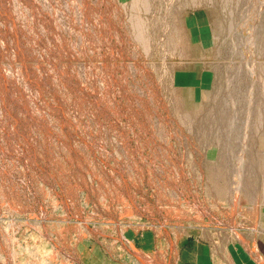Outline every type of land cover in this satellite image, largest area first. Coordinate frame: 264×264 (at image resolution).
I'll list each match as a JSON object with an SVG mask.
<instances>
[{
    "label": "rangeland",
    "instance_id": "374dc122",
    "mask_svg": "<svg viewBox=\"0 0 264 264\" xmlns=\"http://www.w3.org/2000/svg\"><path fill=\"white\" fill-rule=\"evenodd\" d=\"M144 1L0 0V264H180L187 235L243 241L261 223L264 194L251 205L234 188L264 123L256 64L243 60L264 0H234L211 58L221 81L200 117L227 121L213 165L208 121L183 118L204 61L167 44L165 55L155 20L166 12Z\"/></svg>",
    "mask_w": 264,
    "mask_h": 264
},
{
    "label": "bare ground",
    "instance_id": "6f19581e",
    "mask_svg": "<svg viewBox=\"0 0 264 264\" xmlns=\"http://www.w3.org/2000/svg\"><path fill=\"white\" fill-rule=\"evenodd\" d=\"M146 2H145V4H146ZM233 2H234V0H153L152 3H151L153 9H155L154 10L155 13H156V11H157V13H160L162 11H165L166 12V14H164L163 16L161 14L158 16L159 19H162V22L161 21H158V20H155L156 18H155V15L153 14L154 15V18H155L154 20L157 23V26L159 27V25H161L162 35L163 36H169L168 38H165V39L162 38V39L159 40L161 42V44L163 45L162 46V48H164L163 51L164 50H167L166 44L168 45V47L169 46L170 47H172V46H178L177 51L180 53L179 54L180 56L184 57V56L188 55L189 57H198V58H201L204 61V65H205V75L201 79V81L198 82V85L196 87L192 86V90L190 92H187V97L193 95L194 96L193 99L195 101L192 104V107H189L187 103H185V105L183 104L184 105V109H185L184 112H183L184 113L183 114V118L186 119V118L194 115V116H197V117H194V119L197 120V123L202 122L205 119L208 121V126H207V129L205 130L204 134H205L206 143L211 146L210 147V151H209V153L206 156L207 157V161L211 165L214 164L215 159H217L218 156L221 157V155H219L218 152H217L218 145L215 148L213 147V145H214L215 142H217V143L220 142V140H221L220 139V136H221L220 135V133H221L220 131H223V130L226 129V127H227V121L221 120V122H217L214 118H212L213 110L210 111L211 114L209 112L206 115V118H201L200 116L203 113L204 109H206V107H210L211 106V101H213L214 99L217 98V96L214 95V90H215V87L214 86L221 81V77H220L221 74H220V70H219V68L217 66V62L211 60V58H214V59L218 60L219 57H222L223 56L222 55V52H223V50L225 48V44H224V41H223V37L225 35V26H226V23H227V20H228V16H229L230 10L232 9V3ZM74 4H76V3H74ZM135 5L133 6V4H132L131 7H135ZM259 5H260L259 6V12L257 11L258 14L256 15L257 18H256L255 26L253 25L254 28L252 29V33H251L250 40H249L250 41V46H251V49H252V54L249 57L248 56H245V55H244L245 57L244 56H242V57H244L243 60L244 59H246V60H249L250 59V60L253 61L254 64H256V67H254L251 72L253 74L259 76V79H260L261 84H262V88L264 89V67L261 65V63L259 61L260 56H261V52H262V50H264V1L261 4L259 3ZM66 6H67V4H66ZM68 6H70V5H68ZM114 6H117V5H114ZM52 7H54V5H52ZM74 7H72V8H74ZM144 7L146 8L147 7V4ZM65 8H67V10L66 9L65 10L68 11V8L69 7H65ZM190 8L191 9H194V10L201 9V10H204L205 13H203V15L200 16V17H197V18H194V19H190V21H188V12L187 11ZM257 8H258V5H257ZM69 10H71V9H69ZM133 11L135 12V10H133ZM63 13H64V11H63ZM73 13H74V11H73ZM109 13H110V11H109ZM123 14H124V12H123ZM72 17H73V15L71 14V18ZM129 18H131V17H129ZM71 21H73V20L71 19ZM136 22H139V20L136 21ZM123 23H125V22H123ZM141 23H142V21H141ZM141 23H140V25H141ZM136 24L138 26V23H136ZM200 24L204 25L203 26L204 27L203 28V31L200 33L199 36H192L199 29V27L201 28V26H198ZM131 27H132V25H131ZM196 27H197V30L194 29ZM136 29H138V28L136 27ZM116 31H118V29ZM136 34H138V33H136ZM142 36L143 35H139L140 38ZM187 37H189V38H187ZM185 38L187 40H185ZM137 42H138V40H137ZM161 44H159V45H161ZM120 45H123V44L120 43ZM121 49L122 48H120V50ZM251 49H249V52H250ZM145 52L146 51L144 50V53ZM193 52H194V54L190 55ZM164 53H165V51H164ZM119 54H120V52H119ZM121 54H122V52H121ZM165 55H166V53H165ZM6 59H8V58H6ZM133 62L136 63L135 60ZM244 63H246V62H244ZM22 64H23V61H22ZM163 64H162V66H163ZM23 66L26 68L25 64ZM130 67H132V66L130 65ZM9 69H10L9 67L8 68L4 67L2 65V63L0 62V80L5 79V73H7V71L9 72L10 71ZM24 70L26 71L27 69H24ZM40 70H42V69H40ZM25 71H24V73H25ZM147 72L148 71H146V73ZM163 73L164 72H162V74ZM25 75H26V73H25ZM28 75H27V78H28ZM25 79H26V77H25ZM175 83H176V85H178V83H177V77L175 79ZM15 84L17 85L16 81H15ZM43 84H47V83H43ZM42 87H44V86L42 85ZM14 89H18V87L16 86V88H15L14 84L10 80L8 82L6 92L9 95H11V96L13 95L12 97H14ZM200 90H201V92L197 95L195 93V91H200ZM38 91H40V90H38ZM193 91H194V94H193ZM262 91L264 92V90H262ZM196 95H197V97H196ZM180 99L183 100V101H185V98L184 97H180ZM25 104H24V106H25ZM37 106H39V104ZM260 106H263L264 107V103H262ZM51 108H53V107H51ZM59 110L61 111L62 109H59ZM165 112H166V110H165ZM27 113H29V112H27ZM258 114H259V111H258L257 115ZM41 115H43V114L41 113ZM28 116H30V114ZM31 116H32V113H31ZM198 117H200V118H198ZM32 120L35 122V120H34L33 117H32ZM48 120H50V119H48ZM43 121H44V119H43ZM38 123H40V122H38ZM263 124L264 123L262 121H257V122H255V123L252 124L251 130L257 136L256 139L254 138L255 139V141H254L255 144L252 147L253 152H250V154H249V159H248L247 166L245 168H243L242 165H241L240 168H243V169H240L239 167H237L240 170L239 169L236 170V173H235L236 174L235 176L237 177L235 180L238 179L237 181H235V184H236V187L234 188L235 193H237V192L243 193L244 196L248 198V200H249V202H250L251 205H254L256 203V201H257V195L264 194V161H263V155H264V125ZM245 138L247 139V137H245ZM242 152L244 153V151H242ZM241 158H238V159H241ZM27 159H28V157H27ZM32 161L34 162V159ZM242 161H243V159H242ZM242 161L239 164H244V163H242ZM223 174H217V177H219V179H221L223 176H225V174L224 175ZM232 176H234V175H232ZM262 181H263V183H262ZM228 191H230V186L227 187V192ZM261 218H262L261 219V223L264 225V202H263V206H262Z\"/></svg>",
    "mask_w": 264,
    "mask_h": 264
},
{
    "label": "crops",
    "instance_id": "0c3cea01",
    "mask_svg": "<svg viewBox=\"0 0 264 264\" xmlns=\"http://www.w3.org/2000/svg\"><path fill=\"white\" fill-rule=\"evenodd\" d=\"M198 231V228L196 229ZM203 230L187 235L180 254V264H264V225L247 228L245 238L230 241ZM255 234V235H254Z\"/></svg>",
    "mask_w": 264,
    "mask_h": 264
}]
</instances>
